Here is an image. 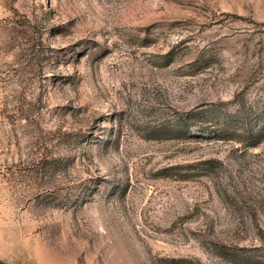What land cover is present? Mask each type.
<instances>
[{
	"label": "rangeland",
	"instance_id": "1",
	"mask_svg": "<svg viewBox=\"0 0 264 264\" xmlns=\"http://www.w3.org/2000/svg\"><path fill=\"white\" fill-rule=\"evenodd\" d=\"M0 264H264V0H0Z\"/></svg>",
	"mask_w": 264,
	"mask_h": 264
}]
</instances>
